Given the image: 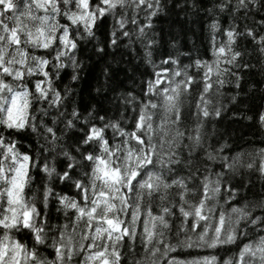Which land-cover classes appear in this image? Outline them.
Instances as JSON below:
<instances>
[{
    "label": "snow or ice",
    "instance_id": "6c2138e0",
    "mask_svg": "<svg viewBox=\"0 0 264 264\" xmlns=\"http://www.w3.org/2000/svg\"><path fill=\"white\" fill-rule=\"evenodd\" d=\"M166 8L167 0H0V264H264V147L233 153L215 127L225 99L245 98L240 72L256 68L245 57L255 54L264 71V0L205 8L231 23L218 42L213 18L212 59L185 54L187 64L171 52L154 60V19ZM109 18V46L126 39L153 71L139 95L108 96L105 69L97 92L110 107L81 111L57 84L68 67L79 79L81 45L104 55L96 31ZM226 85L235 94L225 97ZM256 123L264 129V108ZM22 134L37 138L35 148L15 139ZM33 172L41 184L26 196ZM226 247L234 251L223 258L173 255Z\"/></svg>",
    "mask_w": 264,
    "mask_h": 264
},
{
    "label": "trees",
    "instance_id": "16d2710c",
    "mask_svg": "<svg viewBox=\"0 0 264 264\" xmlns=\"http://www.w3.org/2000/svg\"><path fill=\"white\" fill-rule=\"evenodd\" d=\"M174 2L179 6H174ZM213 2L215 0H167L165 12L158 19H154V23L157 25L155 31L158 33L157 38L160 40L158 50L154 54L156 63H159L162 59L161 53L167 52H171L173 55L180 54V59L184 64L190 63L185 54L191 56L193 60L197 58L212 59V32L210 29L212 19L215 18L219 21L220 30L216 34L218 42L224 39L221 30L226 29L231 23V18L227 13H208L204 10L212 7ZM194 4L195 7L192 6ZM259 18L256 17V19ZM111 31L112 21L110 18L101 24L96 31V38L100 42L98 46L105 49L103 56L94 54L92 44L81 45V51L77 54L78 59L82 62V68L77 70L78 80H71L73 71L71 67L61 72V79L57 87L62 90L66 85L71 90L68 104L74 103L81 111L90 110L93 106L110 107L97 92V89L105 87V69L111 74V80L106 90L108 96L126 92H134L139 95L140 88L143 86L142 81L148 79V74L153 71L152 66L144 62L138 46H134L135 50L125 47L128 43L126 39L123 40V43L118 40V46L116 47L109 46L108 41ZM173 44H175V47H173ZM245 59L256 65V68L240 72L242 77L240 92L241 96L245 98L240 100L238 105L229 104L228 100L225 99L224 103L228 105L229 111L223 115V119H219V122L215 124L221 142L227 138L233 153L241 150L252 151L254 148L264 147V143H261V141H264V129H261L256 123L259 111L264 108V71L260 70L261 66L257 62L255 54L251 58L245 57ZM222 91L227 97L235 94L237 90L232 85H226ZM40 106L46 107V105H35L34 108ZM233 112H243L247 116H252L253 119L249 121L233 118ZM54 114L53 112L52 115ZM100 114L103 115L104 113L101 112ZM45 121L50 125L51 117H46ZM58 127H62V125H58ZM209 130H211V125H209ZM221 132L226 135L221 136ZM15 139L24 145L31 144L35 148L37 138L22 134L16 136ZM40 143H43L42 139ZM212 143L215 145L216 140H212ZM61 168L62 165L58 164V170ZM33 175L36 177L35 183L32 184L31 191L25 189L26 196H31L33 191L40 187L43 174L33 172ZM253 178L255 179V177ZM53 186L56 191H69L68 188L59 185V182H56ZM69 194H74V190ZM173 231H175V228H173ZM174 242L175 240H173ZM229 251H234V249L227 247L217 250L184 248L177 249L173 255L182 260L209 254H215L223 258Z\"/></svg>",
    "mask_w": 264,
    "mask_h": 264
}]
</instances>
